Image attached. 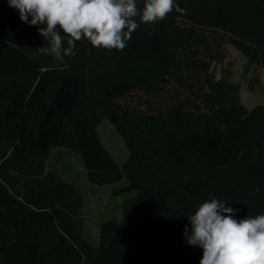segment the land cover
<instances>
[{
    "label": "trees",
    "instance_id": "obj_1",
    "mask_svg": "<svg viewBox=\"0 0 264 264\" xmlns=\"http://www.w3.org/2000/svg\"><path fill=\"white\" fill-rule=\"evenodd\" d=\"M175 3L186 11L156 24L137 16L123 50L85 39L60 64L0 0V264H200L184 236L200 204L264 214V103L248 107L241 83L213 70L230 45L244 76L264 68V0ZM105 118L129 149L123 165L98 134ZM56 148L78 152L95 185L127 176L116 194L136 192L123 202L131 223L107 220L98 244L87 239L85 192L48 168Z\"/></svg>",
    "mask_w": 264,
    "mask_h": 264
},
{
    "label": "clouds",
    "instance_id": "obj_2",
    "mask_svg": "<svg viewBox=\"0 0 264 264\" xmlns=\"http://www.w3.org/2000/svg\"><path fill=\"white\" fill-rule=\"evenodd\" d=\"M22 23L36 26L46 41L41 55L60 64L74 54L75 44L87 40L97 48L123 50L139 24H156L174 9L175 0H8ZM64 34V36L61 35ZM65 36L67 47H65ZM217 198L206 200L188 216L186 243L202 249L200 264H264V214L235 219L238 209Z\"/></svg>",
    "mask_w": 264,
    "mask_h": 264
},
{
    "label": "rangeland",
    "instance_id": "obj_3",
    "mask_svg": "<svg viewBox=\"0 0 264 264\" xmlns=\"http://www.w3.org/2000/svg\"><path fill=\"white\" fill-rule=\"evenodd\" d=\"M247 58L233 45L228 47V53L223 62L214 65L217 78H224L241 83L242 101L250 108L264 103V68L253 64L248 75L244 76ZM256 81L253 83V80ZM253 85V87H252ZM98 134L102 142L113 154L120 165L129 157V149L121 134H119L110 119L102 120L98 127ZM48 168L57 169L62 176L85 192V204L82 215L85 220V237L98 244L102 224L110 219L123 223H131L125 216L123 202L136 195L135 191L116 194V191L128 183L125 178L117 183L95 185L89 181L87 167L78 152L56 148L52 151Z\"/></svg>",
    "mask_w": 264,
    "mask_h": 264
}]
</instances>
